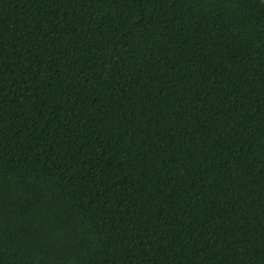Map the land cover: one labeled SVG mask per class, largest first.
Instances as JSON below:
<instances>
[{
	"label": "trees",
	"instance_id": "16d2710c",
	"mask_svg": "<svg viewBox=\"0 0 264 264\" xmlns=\"http://www.w3.org/2000/svg\"><path fill=\"white\" fill-rule=\"evenodd\" d=\"M0 264H264V1L0 0Z\"/></svg>",
	"mask_w": 264,
	"mask_h": 264
},
{
	"label": "rangeland",
	"instance_id": "374dc122",
	"mask_svg": "<svg viewBox=\"0 0 264 264\" xmlns=\"http://www.w3.org/2000/svg\"><path fill=\"white\" fill-rule=\"evenodd\" d=\"M264 1V0H263Z\"/></svg>",
	"mask_w": 264,
	"mask_h": 264
}]
</instances>
